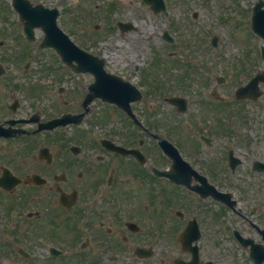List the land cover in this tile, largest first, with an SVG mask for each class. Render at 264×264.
<instances>
[{"label":"flooded vegetation","instance_id":"af4514ba","mask_svg":"<svg viewBox=\"0 0 264 264\" xmlns=\"http://www.w3.org/2000/svg\"><path fill=\"white\" fill-rule=\"evenodd\" d=\"M210 68L190 66L196 83L166 96L162 81L139 85L143 163L115 150L139 148L125 119L87 143L63 128L45 132L44 144L30 134L0 138L14 157V178L32 179L13 192L0 188V250L23 246L41 264H183L193 255L178 237L193 224L196 264H264V84L259 98L254 88L239 99L244 85L223 70L211 76ZM91 83L69 91L74 100L63 103L71 114L85 113ZM12 95L10 106L0 101V124L13 133H32L50 119L39 109L28 113L26 87ZM171 98L184 101L170 105V117L145 107ZM160 138L174 146L169 153Z\"/></svg>","mask_w":264,"mask_h":264},{"label":"rangeland","instance_id":"374dc122","mask_svg":"<svg viewBox=\"0 0 264 264\" xmlns=\"http://www.w3.org/2000/svg\"><path fill=\"white\" fill-rule=\"evenodd\" d=\"M131 1V0H126ZM125 0H108V3H113L111 6L113 12L108 15L107 12H99L96 9L94 14L84 13L85 18L80 17V14H76L73 18L75 20L71 21V25L74 27L77 35L82 39L81 44L84 48L95 47L98 48L99 52H108L111 48H117L121 53L128 54L132 56L133 53V43H128V39H138L141 38L144 42L143 50L148 56L151 48H163L165 43L159 38V32L164 29L171 30L170 26L172 23H176L179 27L180 33L191 43L190 48L195 49L192 52L199 54V49L203 53L200 55L204 59H210L213 56L208 57V48L211 47L209 42L213 35L218 36V47H221L219 54L222 55L221 64L225 71L230 75L243 74L235 78L237 84H244L248 81L250 73H264V62L260 63L249 61L250 57H246L247 53L251 54L253 51L245 52L244 47L254 49V41L251 39L250 21L251 17L248 15L243 16V10H251L259 0H237L236 4L230 5L232 0H166L167 6L171 11L170 16L154 14L151 8L144 3L140 4L139 7L135 8V5H130ZM141 3V0H132ZM264 2V0H263ZM107 4L105 5V7ZM231 8L236 11L238 15V20L231 19L228 14V9ZM197 13L198 17L193 19L192 16ZM4 14V13H3ZM120 20H130L135 22L139 29L143 31V35H138L137 33L128 34L124 38L119 34L115 27V21ZM242 19V23H241ZM236 21V22H235ZM100 26V29L96 27ZM114 29L110 32V29ZM212 31L215 34L211 33ZM151 32V33H150ZM234 33L232 35L231 33ZM150 33V34H149ZM153 33V34H152ZM210 33V34H209ZM151 36V37H149ZM251 39L250 44L248 41ZM240 40V42H238ZM138 43V42H136ZM257 50L260 51L264 48V41L262 39H257ZM198 49V50H197ZM41 61L37 66H39L45 73H48V79L59 80L58 75L61 72L58 68V64L54 59L53 53L50 51H45L40 56ZM109 58V57H108ZM214 58V57H213ZM208 59V60H209ZM254 59V57H253ZM135 59L132 57V61ZM140 62V60H136ZM248 63L251 65L248 66ZM172 61H169L166 68V74L164 75L165 81H167V91H171L172 87L176 84L179 85H194L195 82L190 83L187 76H183L180 73L181 68L175 67ZM177 70H176V69ZM232 68V69H231ZM231 69V70H229ZM134 80H138L139 73L133 72ZM47 76V75H46ZM182 76V77H179ZM179 77V78H178ZM70 81L86 80L87 77H79L68 75ZM194 81V78H191ZM67 85V84H66ZM162 105L163 103H159ZM171 108L166 104L165 108L161 109L160 113L166 112V116L169 117V112ZM112 111L104 106H98L97 111L94 115V119L98 117L96 123L92 126L97 130L101 128V121L106 120V116H110ZM99 122V123H97ZM116 124V120H107L103 126L104 128L110 125Z\"/></svg>","mask_w":264,"mask_h":264}]
</instances>
